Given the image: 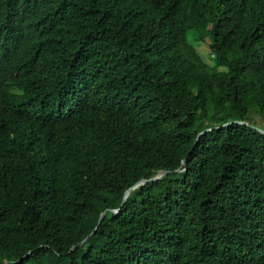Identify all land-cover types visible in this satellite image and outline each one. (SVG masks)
I'll use <instances>...</instances> for the list:
<instances>
[{
  "label": "trees",
  "instance_id": "1",
  "mask_svg": "<svg viewBox=\"0 0 264 264\" xmlns=\"http://www.w3.org/2000/svg\"><path fill=\"white\" fill-rule=\"evenodd\" d=\"M251 113L264 0H0V264H264Z\"/></svg>",
  "mask_w": 264,
  "mask_h": 264
},
{
  "label": "water",
  "instance_id": "2",
  "mask_svg": "<svg viewBox=\"0 0 264 264\" xmlns=\"http://www.w3.org/2000/svg\"><path fill=\"white\" fill-rule=\"evenodd\" d=\"M239 123V124H242V125H250L248 124L247 122L245 121H241V120H234V121H230V122H226V123H223L222 126H225V125H228L230 123ZM219 125L217 123H214V125L212 127H208V128H205L204 130H202L201 132L198 133V137L208 131H211L213 130L214 128H217ZM252 128H254L255 130H258L260 133H262L264 135V130L257 127V126H254V125H250ZM184 160H183V164H184ZM184 170V169H183ZM179 171V170H178ZM181 171V170H180ZM168 171L167 170H159L157 171V173L152 176L151 178L149 179H140L138 180L136 183H134L132 186H130L126 191L125 193L123 194V198H122V201H121V205L127 200V197L128 195L134 190L136 189L137 187L139 186H142L144 184H146L147 182L149 181H153V180H156L158 178H160L161 176H163L164 174H166ZM110 211L112 212H118L119 211V208L118 209H111ZM103 217V212L100 213L99 215V218H98V223L97 225L99 224L100 220L102 219ZM96 230V227L88 234V236H90L92 233H94V231ZM86 236L84 239H82V243L85 242L86 238L88 237Z\"/></svg>",
  "mask_w": 264,
  "mask_h": 264
},
{
  "label": "rangeland",
  "instance_id": "3",
  "mask_svg": "<svg viewBox=\"0 0 264 264\" xmlns=\"http://www.w3.org/2000/svg\"><path fill=\"white\" fill-rule=\"evenodd\" d=\"M197 48L199 49L200 53L202 54V58L205 62H211L212 61V58H211L210 53H209V47L207 46V44L205 42L200 44ZM249 116L251 117L250 118L251 121L254 120V121H257L258 123H260L262 125L264 124V119L259 117L258 114L251 113Z\"/></svg>",
  "mask_w": 264,
  "mask_h": 264
}]
</instances>
